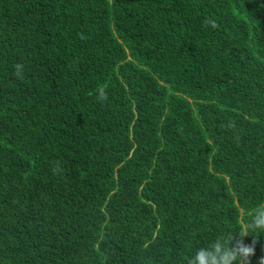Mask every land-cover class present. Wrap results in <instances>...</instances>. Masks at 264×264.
<instances>
[{"label": "trees", "instance_id": "trees-1", "mask_svg": "<svg viewBox=\"0 0 264 264\" xmlns=\"http://www.w3.org/2000/svg\"><path fill=\"white\" fill-rule=\"evenodd\" d=\"M261 202L264 0H0V264H185Z\"/></svg>", "mask_w": 264, "mask_h": 264}, {"label": "clouds", "instance_id": "clouds-1", "mask_svg": "<svg viewBox=\"0 0 264 264\" xmlns=\"http://www.w3.org/2000/svg\"><path fill=\"white\" fill-rule=\"evenodd\" d=\"M100 98L106 99V93H102ZM247 215L249 218L241 219L235 233L221 232L207 247L195 249L185 264H250V258L255 255L257 237L264 233V202ZM249 236L252 241L245 244L244 238ZM259 264H264V258L259 260Z\"/></svg>", "mask_w": 264, "mask_h": 264}]
</instances>
